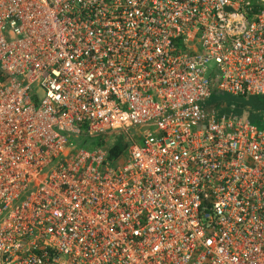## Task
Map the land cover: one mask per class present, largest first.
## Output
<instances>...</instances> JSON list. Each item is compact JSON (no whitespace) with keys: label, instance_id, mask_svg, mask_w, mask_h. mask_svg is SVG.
Wrapping results in <instances>:
<instances>
[{"label":"built area","instance_id":"built-area-1","mask_svg":"<svg viewBox=\"0 0 264 264\" xmlns=\"http://www.w3.org/2000/svg\"><path fill=\"white\" fill-rule=\"evenodd\" d=\"M217 95L264 96V0H0V264H264V131Z\"/></svg>","mask_w":264,"mask_h":264},{"label":"trees","instance_id":"trees-1","mask_svg":"<svg viewBox=\"0 0 264 264\" xmlns=\"http://www.w3.org/2000/svg\"><path fill=\"white\" fill-rule=\"evenodd\" d=\"M220 96L217 95L208 101V106L215 107L222 116L227 117H242L243 120L248 121L257 129L264 131V96H249V97H227V100H218ZM215 100L213 101L212 99ZM124 145H116L109 150L108 158H118L125 152Z\"/></svg>","mask_w":264,"mask_h":264},{"label":"rangeland","instance_id":"rangeland-1","mask_svg":"<svg viewBox=\"0 0 264 264\" xmlns=\"http://www.w3.org/2000/svg\"><path fill=\"white\" fill-rule=\"evenodd\" d=\"M38 97H42V92L38 91ZM227 97H230L228 95H223L220 96V98L218 100H227ZM213 101L215 100L212 99ZM212 103H216L212 102ZM148 130V128L145 127H140L137 129H133L129 131V135H143L146 131ZM109 138H111V141H113V139H115V143L119 144V145H124V142L127 141V137L125 134H120L119 132L116 133H109L107 134ZM105 135H98V136H87V135H80V136H74V135H68L67 139H68V147L70 149H72V151L75 153L78 150H82V149H87V150H93L95 147H104L105 144ZM25 196H22L19 199V202H22L24 200Z\"/></svg>","mask_w":264,"mask_h":264}]
</instances>
